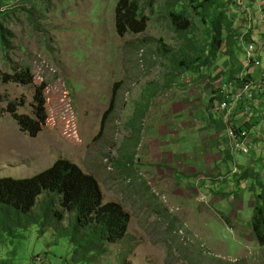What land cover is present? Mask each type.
<instances>
[{
    "label": "rangeland",
    "instance_id": "obj_1",
    "mask_svg": "<svg viewBox=\"0 0 264 264\" xmlns=\"http://www.w3.org/2000/svg\"><path fill=\"white\" fill-rule=\"evenodd\" d=\"M117 2L0 0V177L57 160L92 176L129 225L91 264H264L251 227L264 163L258 177L241 170L258 151L233 159L218 110L219 80L240 72V1L209 0L204 14L200 0H137L146 28L123 37ZM214 6L226 44L209 56ZM170 14L188 28L177 33ZM42 200L25 216L0 210V264H89L64 236L72 215L41 214Z\"/></svg>",
    "mask_w": 264,
    "mask_h": 264
},
{
    "label": "trees",
    "instance_id": "obj_2",
    "mask_svg": "<svg viewBox=\"0 0 264 264\" xmlns=\"http://www.w3.org/2000/svg\"><path fill=\"white\" fill-rule=\"evenodd\" d=\"M200 1L197 3L199 5L197 8L207 14L204 5L209 0ZM213 11L207 22V36L210 37L207 51L209 56L216 46L220 50L221 46L225 47L226 44L224 40L222 45L221 39V29L226 18L218 12V7L214 6ZM169 16L177 33H182L188 28L186 19L180 14ZM114 27L118 37H123L125 34L137 35L145 30L146 19L141 16L137 0H118L114 10ZM0 39L5 48L6 32L1 26ZM12 76L20 84L29 81L25 70H21L19 74L15 72ZM34 97L37 102H42L41 91H36ZM10 105L8 104L9 110H6L8 112L11 111ZM232 130L239 133L243 129L232 128ZM257 188L258 194L254 199L251 227L256 243L264 248V185L258 181ZM42 197L41 214L50 213L56 219L61 213L72 215V223L65 230L64 236L74 248L77 260L80 262L91 264L93 259H101L107 252L105 251L107 245L118 243L127 234L128 215L117 204H103L95 179L83 173L69 161L57 160L52 166L35 176L0 177V210L13 209L16 213L25 216L39 204L38 200ZM0 218L7 219L5 216Z\"/></svg>",
    "mask_w": 264,
    "mask_h": 264
},
{
    "label": "crops",
    "instance_id": "obj_3",
    "mask_svg": "<svg viewBox=\"0 0 264 264\" xmlns=\"http://www.w3.org/2000/svg\"><path fill=\"white\" fill-rule=\"evenodd\" d=\"M238 5L240 25H242L240 42L250 41L253 44L255 53L254 58L260 63V67L254 69L252 66H246L241 50L242 59H238L240 72L233 77V80L242 75L248 80L257 83V87H255L254 90L255 99L252 103L245 102L243 99L229 112V123L231 124V128L247 130L250 133L251 144L257 145L256 148L253 146V150L248 157L254 153V150L258 151L257 155L249 160L244 168H240L244 171H254V174L258 175L255 166L259 163H264V78H260V74H264V27L259 21L260 11L264 12V0H240ZM242 20H244V22ZM223 65H225L224 62ZM228 68L229 65L225 68L226 70L222 72H229ZM228 77L229 73L221 79L219 78V82L225 83L233 81ZM221 100L219 104L221 103ZM249 106L252 108V113H250L252 117H247L244 114V109ZM233 159L235 160V156ZM241 172L242 171H240V173ZM262 184L264 185V183Z\"/></svg>",
    "mask_w": 264,
    "mask_h": 264
},
{
    "label": "built area",
    "instance_id": "obj_4",
    "mask_svg": "<svg viewBox=\"0 0 264 264\" xmlns=\"http://www.w3.org/2000/svg\"><path fill=\"white\" fill-rule=\"evenodd\" d=\"M237 2L240 0H236ZM259 21L264 27V12L260 11ZM240 48L242 50L246 66H252V68H259L260 63L255 60L254 46L250 41L240 43ZM260 78H264V74H260ZM257 87V83L248 80L245 76L240 75L233 81L222 83L218 85L219 94L221 96V103L219 104L218 110L223 114L222 120L225 124L229 123V112L241 102L243 99L245 102L252 103L255 99L254 90ZM246 107L244 109V114L247 117H252V108ZM227 144L228 149L231 151V156L234 157V153L239 155L247 156L253 150V145L250 141V133L243 129L239 133H235L230 127L227 132ZM235 166H237L235 164ZM237 170H234L236 173Z\"/></svg>",
    "mask_w": 264,
    "mask_h": 264
}]
</instances>
